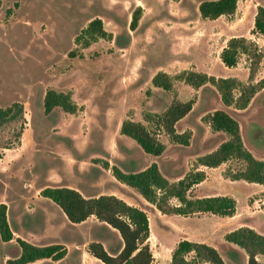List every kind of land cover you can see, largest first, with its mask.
<instances>
[{
  "label": "rangeland",
  "instance_id": "1",
  "mask_svg": "<svg viewBox=\"0 0 264 264\" xmlns=\"http://www.w3.org/2000/svg\"><path fill=\"white\" fill-rule=\"evenodd\" d=\"M201 1L0 0V108L22 103L28 124L21 136L19 122L0 129V204H7L16 237L41 245L63 241L73 249L92 232L88 237H99L111 253L116 251L119 236L106 225L95 218L70 224L53 201L39 199L41 188L78 186L87 195L114 194L144 209L156 264H168L170 249L183 238L214 246L226 264H248L244 251L225 239L228 232L247 225L264 233V185L234 180V174L245 169L242 160L231 159L211 169L204 187L191 190L194 198L233 196L238 208L233 219L210 213L162 214L135 189L117 182L111 171L118 166L125 172H139L157 163L162 174L176 182L198 171V159L228 139L205 120L207 114L226 108L217 89L211 84L196 89L178 76L184 71L209 72L246 84L251 62L242 56L236 67L228 68L218 57L221 39L214 45L203 44L204 23L197 13ZM252 1H241L240 10L250 8ZM138 7L141 18L131 30ZM95 18L102 19L112 39H99L89 48L77 45L76 37ZM160 71L172 77L171 92L152 86ZM49 89L70 93L78 112L56 108L46 115L44 95ZM173 98L196 100L194 110L177 125L178 132L192 131L188 146L160 133L166 149L153 156L120 134L127 119L152 129L145 113L163 111ZM227 110L240 124L246 149L264 160V91L247 110ZM17 248L15 241L4 243L0 237V264L16 258ZM78 255L72 252L64 264H74Z\"/></svg>",
  "mask_w": 264,
  "mask_h": 264
},
{
  "label": "trees",
  "instance_id": "2",
  "mask_svg": "<svg viewBox=\"0 0 264 264\" xmlns=\"http://www.w3.org/2000/svg\"><path fill=\"white\" fill-rule=\"evenodd\" d=\"M179 1V0H172ZM239 0H207L199 5L201 17L216 20L221 16L235 14ZM142 8L138 7L132 15L131 30H135L141 18ZM253 34L264 36V7L259 6L255 16ZM99 39L111 40L102 19L95 18L76 37L75 42L83 48H89ZM74 52L70 53L73 56ZM242 55L250 59V81L255 77L263 58L258 46L245 37L231 38L220 55L222 63L228 68L238 65ZM186 84L199 89L207 84L214 86L226 107L246 109L255 95L264 90V78L255 84H243L234 77H215L197 71H184L179 76ZM152 86L165 92L174 88L172 77L165 72H158L152 78ZM148 93H150L148 91ZM196 100L182 101L173 98L161 112H146L145 119L152 124L149 129L144 124L133 120H124L120 134L134 140L148 155L161 156L166 145L159 139L163 133L179 145L188 146L192 138L191 131L179 133L177 123L185 118L193 109ZM56 108L65 113L75 114L78 106L70 93L58 92L53 89L44 95V113L51 114ZM24 105L15 102L9 107L0 108V129L9 122L20 123V136L27 120ZM207 123L215 132H223L229 139L223 142L217 150L198 159V165L207 168H217L231 159H239L245 163V169L234 174V180H244L250 183L264 185V160L256 159L246 149L240 131L239 122L224 109L214 111L205 117ZM109 168V164H105ZM114 178L120 183L135 189L141 197L159 212L165 215L190 217L197 213H210L218 216H233L236 213V200L228 196H212L194 198L191 190L206 178L204 171H196L184 178L171 182L153 163L139 172H125L118 166L111 167ZM40 195L53 201L72 224H80L91 217L115 230L123 243L121 251L110 254L100 242L93 241L87 246V252L104 264H154L155 258L149 244L151 236L150 220L146 211L126 202L116 195H100L85 197L71 187H45ZM0 237L3 242L16 241L20 255L8 259L6 264H30L43 259L62 260L67 249L61 244L45 246L34 245L15 235L8 220L7 204H0ZM227 242L242 248L248 256V264H261L258 255H264V235L252 228L241 227L228 234ZM170 264H226L219 251L206 243L181 240L172 251Z\"/></svg>",
  "mask_w": 264,
  "mask_h": 264
},
{
  "label": "crops",
  "instance_id": "3",
  "mask_svg": "<svg viewBox=\"0 0 264 264\" xmlns=\"http://www.w3.org/2000/svg\"><path fill=\"white\" fill-rule=\"evenodd\" d=\"M169 1H172V0H169ZM180 1V0H179ZM203 1H207V0H202L201 2H203ZM241 1H244V0H239V2H238V7H237V10H236V12H235V14L234 15H232V16H221V17H219L218 19H216V20H209V19H204V18H202L201 17V14H200V12H199V5H200V3L198 4V6H197V13H198V16H200V19H201V21L204 23L203 25V30H204V36H203V38H202V41H203V44L204 45H206V46H210V44H212V45H214V43L216 42V40H218V39H221V41H223L222 43H223V45L221 46V48H220V50H219V52H218V57L220 58V55H221V52L223 51V49L227 46V43H228V41L231 39V38H234V37H245V38H247L249 41H252L253 43H255L257 46H258V48L262 51V53H263V58H262V60H261V62H260V64H259V66L260 67H258V69H257V72H256V74H255V77H254V79L252 80V81H249L248 83H252V84H255V83H257L258 81H260L261 79H263L264 78V75L263 76H260V74L262 73V70H263V64H264V36H262V35H260V34H253V29H254V23H255V16H256V14H257V10H258V7L259 6H263L264 7V0H253L252 1V4H251V7L250 8H248V7H246L245 9H243V10H240V2ZM246 1H249V0H246ZM175 2H178V1H175ZM223 19H225V20H223ZM244 19H245V22H244ZM223 22L225 23V25L223 24ZM236 27V28H235ZM235 28V30H233ZM225 34V35H229V38H225L224 40L222 39V34ZM220 41V40H219ZM242 56H245V55H242ZM205 58H207V57H205ZM246 58L248 59V57L246 56ZM240 60H241V58H240ZM249 61H250V59H248ZM240 62V61H239ZM251 62V61H250ZM239 64V63H238ZM250 66H251V64H250ZM202 73H207V72H202ZM207 74H209V75H211L209 72L207 73ZM249 75H250V73H249ZM257 75V76H256ZM212 76H214V75H212ZM258 76H259V78H258ZM216 77V76H215ZM217 78H219V77H217ZM225 78H227V77H225ZM235 78V77H234ZM256 78V79H255ZM238 79V78H237ZM239 80V79H238ZM249 80H250V78H249ZM240 81V80H239ZM248 83H246V84H248ZM264 90H262V91H260V92H258L256 95H255V97L259 94V93H261V92H263ZM221 97V96H220ZM255 97L252 99V101L255 99ZM191 100V99H190ZM182 101H184V100H182ZM186 101H189V100H186ZM252 101H251V103L249 104V106L246 108V109H243V110H247L249 107H250V105L252 104ZM223 103V102H222ZM196 104V103H195ZM195 106V105H194ZM225 106V105H224ZM226 107V106H225ZM229 108H231V107H226V108H222V109H224V110H227V109H229ZM232 108L235 110V111H237V110H240V109H236V108H234L233 106H232ZM194 110V107H193V109H192V111ZM217 110H219V109H217ZM191 111V112H192ZM216 111V110H215ZM228 111V110H227ZM190 112V113H191ZM229 112V111H228ZM190 113L186 116V117H188L189 115H190ZM213 113V112H212ZM212 113H209V114H212ZM230 113V112H229ZM231 114V113H230ZM208 115V114H207ZM206 115V116H207ZM232 115V114H231ZM205 116V117H206ZM233 116V115H232ZM185 117V118H186ZM234 117V116H233ZM185 118H183L182 120H180L178 123H180V122H182ZM235 118V117H234ZM236 119V118H235ZM237 120V119H236ZM238 121V120H237ZM178 123H177V125H178ZM209 124V123H208ZM28 125V124H27ZM177 125H176V129H177ZM240 125V124H239ZM209 127L211 128V126H210V124H209ZM212 129V128H211ZM24 130H28V129H24ZM188 131H191V130H188ZM240 131H241V128H240ZM183 132H185V131H183ZM183 132H179V133H183ZM192 132V131H191ZM24 135H25V133H23ZM193 135V134H192ZM227 135V134H226ZM228 136V135H227ZM241 137H242V134H241ZM228 139H229V137H228ZM227 139V140H228ZM227 140H225V141H227ZM242 140H243V138H242ZM224 141V142H225ZM244 143V142H243ZM222 144V143H221ZM220 144V145H221ZM219 145V146H220ZM245 145V144H244ZM218 146V147H219ZM218 147H217V149H218ZM246 147V146H245ZM217 149H215V150H217ZM214 150V151H215ZM213 152V151H212ZM212 152H210V153H212ZM209 154V153H208ZM207 155V154H206ZM254 156V155H253ZM202 157V156H201ZM201 165H198V167H200ZM220 167V166H219ZM146 169V168H145ZM211 169H214V168H207V167H205V166H201V168L198 170V171H204L205 172V174L207 175L206 177H208V175H209V173H210V171H211ZM144 170V169H143ZM115 179V178H114ZM208 179V178H207ZM117 181V180H116ZM117 182H119V181H117ZM120 183V182H119ZM205 183H206V178H205V181H203V182H201L200 184H198V185H196L193 189H192V191L195 189V188H199V189H202L203 187H204V185H205ZM121 185H124V184H122V183H120ZM62 186H64V185H59V186H52V187H62ZM66 187H71V188H74V189H76V190H78L79 192H81L85 197H97V196H100V195H104V194H106V193H100L99 195H87L84 191H82V189H80L78 186H75V187H73V186H69V185H65ZM51 187V186H50ZM45 188V187H44ZM94 188H97V186H95ZM43 188H41L40 190H39V195H40V192H41V190H42ZM93 191V189L91 190V192ZM97 191V190H96ZM100 191V190H99ZM101 192V191H100ZM106 195H114V194H106ZM212 196H228V197H230L231 195L230 194H222V195H205V196H197V197H195V198H204V197H212ZM42 198H45V197H42L41 195H40V198L39 199H41L42 200ZM232 198L233 199H235L233 196H232ZM264 202V201H263ZM61 210V209H60ZM238 211V208H237V201H236V212ZM63 213V212H62ZM66 217V216H65ZM225 217H227V218H229V219H233L234 217H236V213H235V215H233V216H225ZM91 218H95V217H91ZM91 218H89L87 221H89ZM67 219V218H66ZM96 219V218H95ZM8 220H9V216H8ZM97 220V219H96ZM150 220V219H149ZM67 221H68V219H67ZM87 221H85V222H87ZM98 221V220H97ZM85 222H83V223H85ZM99 222V221H98ZM68 223H70L69 221H68ZM100 224H102V225H106V224H104V223H101V222H99ZM10 224V223H9ZM70 224H72V223H70ZM80 224H82V223H80ZM80 224H73V225H80ZM11 227V226H10ZM106 227L107 228H110L114 233H117L115 230H113L111 227H109L108 225H106ZM242 227H249V228H252V229H254L255 231H257L256 230V228L254 227V226H252V225H247V226H242ZM150 228H151V225H150ZM239 228H241V227H239ZM239 228H237V229H239ZM236 230V229H235ZM13 231V230H12ZM234 231V230H233ZM230 232H232V231H230ZM230 232H228V233H230ZM258 232V231H257ZM13 233H14V235H15V232L13 231ZM227 233V234H228ZM258 233H260V234H262V235H264V233L263 232H258ZM92 235V232L89 234V235H85L86 237H85V240L84 241H82V243L81 244H78V243H76V245H74L73 246V249H71V248H69L66 244H65V242H63V241H59V242H55V243H51V244H61V245H63V246H65V248L67 249V254H66V256L62 259V260H59V261H53V260H51V259H43V260H39V261H36V262H34V263H30V264H40V263H42V264H45V262H41V261H52V262H55V264H64L67 260H68V258H69V256L72 254V252H75L76 254H79L78 255V258H77V260L74 262V264H104V263H102L100 260H98L97 258H95V257H93V256H91L88 252H87V246H88V244L90 243V242H93V241H97V242H100V243H102L103 245H104V247H105V249L110 253V254H113V255H116V254H118L120 251H121V249H122V247H123V243L121 242L120 243V236H119V234L117 233V235L119 236V248L118 249H116V251H114L113 253H111L110 251H109V249H108V244L103 240V239H101V238H97L96 240H92L90 237H88V236H91ZM226 236V235H225ZM151 237V236H150ZM15 238H17L16 237V235H15ZM20 238H22V237H20ZM22 239H24V238H22ZM150 239V238H149ZM184 239H188V238H183V239H181V240H184ZM24 240H26V239H24ZM181 240H179V241H181ZM189 240V239H188ZM13 241H15V240H13ZM13 241H11V242H13ZM26 241H28V240H26ZM122 241V240H121ZM178 241V242H179ZM190 241H193V240H190ZM3 242V241H2ZM16 242V241H15ZM28 242H30V241H28ZM177 242V243H178ZM195 242H198V241H195ZM4 243H6V242H4ZM7 243H10V242H7ZM30 243H32V242H30ZM177 243L170 249V253H169V260H168V264H170V262H171V256H172V251H173V249L175 248V246L177 245ZM200 243H203V242H200ZM17 244V243H16ZM32 244H34V245H37V246H45V245H41V244H35V243H32ZM232 244V243H231ZM46 245H50V244H46ZM80 245H82V246H80ZM233 245H235V244H233ZM235 246H237V245H235ZM214 247V246H213ZM237 247H239V246H237ZM240 248V247H239ZM240 249H242V248H240ZM243 250V249H242ZM244 251V250H243ZM220 253V252H219ZM244 253H245V260H248V256H247V254H246V252L244 251ZM20 255V248L18 247L17 248V257ZM222 256V255H221ZM155 258V257H154ZM11 259V258H10ZM257 260L261 263V264H263V261H264V255H258L257 256ZM225 261V260H224ZM46 263H48V262H46ZM226 263V262H225ZM154 264H156V261L154 262ZM160 264V263H159Z\"/></svg>",
  "mask_w": 264,
  "mask_h": 264
}]
</instances>
